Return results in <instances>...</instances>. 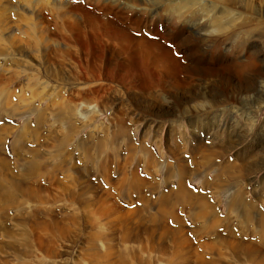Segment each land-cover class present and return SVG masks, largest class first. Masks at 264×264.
I'll return each instance as SVG.
<instances>
[{
	"label": "bare ground",
	"instance_id": "6f19581e",
	"mask_svg": "<svg viewBox=\"0 0 264 264\" xmlns=\"http://www.w3.org/2000/svg\"><path fill=\"white\" fill-rule=\"evenodd\" d=\"M57 14L66 22H61L62 26L74 34L75 41L72 42L59 34L56 38L54 33H50L44 30L45 27H42L41 36L37 37V44L43 47L40 50L41 57L44 63L53 65L49 74L54 78H60L62 69L60 63L76 57V55L73 56L74 48L77 54L84 52L92 59L89 60L90 65L88 63L84 65L87 73H85V78H79L76 73V75L72 74L70 78L75 81L71 84L73 87L78 89L79 87H86L88 92H78L76 89L75 94H78L82 100H75V102L72 97V99L68 98L64 102L62 101V105H56L55 119L61 123H66L59 137L42 131V128L46 126L45 115L51 108L45 112L38 106L34 107L37 110L30 108L23 110V108L20 111H17L15 106V108L10 107L12 109L8 112L9 114L23 117V122L18 127V136L14 137L15 140L13 138L11 149L22 152L24 155L12 153L11 158L6 155L5 139L15 131H13L14 126L9 123L0 125V232L1 236L10 239L7 250L0 252V264H12V262L15 264H227L222 261L231 259L235 263L237 258H248L256 264H264V212L258 209L255 211L256 216H254L253 213H250L249 206L243 204L245 194L249 191L247 187L240 185L234 192L236 193L235 197L229 195L230 199H226L227 201L223 203L225 214L222 215L216 209L215 203L208 200L206 195L188 188L186 179L191 172L180 157L176 160L175 166H169L167 163L162 164L163 162L157 160L151 150L142 145L143 148H139L142 156L139 155V158L145 159V172L149 178L140 175L136 167L137 164L127 175L122 160H120L117 167L115 166L118 178L113 180L110 175V168H112L115 160V154L108 152V150L115 149L116 142L115 137H112L111 140L108 139L110 126L101 124L97 127V125H93L86 137L74 139L73 136L91 124L95 114L104 110L106 104L105 101L103 102L104 98L101 99L103 105L100 108L97 106L90 108L89 106L92 102L105 96L108 91L128 90L131 92L138 87L145 89V86L149 85L147 84L148 81L153 77L157 84H164L165 92H167L165 94L184 102H181L180 105L183 108V113L205 107L206 112L211 114L212 110L216 108L213 107L216 104L211 103L210 99L217 97L216 88L209 89L207 87L205 91L198 89L189 95L188 91H182L180 88L177 70L180 69L181 63L167 50H163L161 54H155V52L153 54L150 47L154 45L148 39L135 38L124 28L110 23L106 18L94 16L90 12L81 13L84 17L81 19L76 16V12L70 6L59 9ZM70 17L73 19L72 21L67 20ZM83 23L86 24L87 32H95L97 36L95 40L84 42L81 38L80 29H84ZM103 35H106L108 40L101 38L104 37ZM101 42L104 44L107 42V45L118 44V49H112L115 57L121 51L126 50L125 53H131V61L117 62L114 59H109L108 62L110 63L107 62L102 71L95 68L93 71V67L104 58L103 49L101 50L100 47ZM136 42L141 43L144 49L138 51L135 48L138 45ZM72 43L74 44L72 45ZM51 47L56 54L55 61L52 59L51 61L48 57L47 49ZM246 53L244 52L243 55ZM138 55L141 64L138 61ZM106 60L107 58H104L103 61ZM190 62L191 64H185L184 68L191 74L201 72L207 76V80L211 79L218 86L232 84L233 88L230 89L232 92L250 93L249 84L258 83L259 86H264V66L259 69L257 66L256 78L252 79L251 77L249 81L239 74L233 77L231 73L226 71L227 68L229 69L227 64H223L219 68L197 67L192 60ZM237 63H241L239 66L244 64L241 59L237 60ZM155 65L161 67V69L159 68L161 77L158 76L159 73L153 71L152 66ZM245 66L251 65L246 64ZM115 68L125 70L119 72ZM221 69L225 70L226 73L222 72ZM159 91L161 88L156 92ZM227 91L229 92V90ZM254 91H256L255 88ZM251 94H253L249 97L251 103L257 107L264 103V87L259 92ZM160 97L163 100L162 95ZM138 98L145 100L148 97L139 96ZM228 100L234 101L236 99L229 96ZM80 102L81 104H79ZM235 102L239 101L236 100ZM144 103L148 104L147 108L156 106L155 109L149 110L151 113H156L155 116L158 118H162L161 113H168V110L161 103L157 104L153 100ZM145 111L147 112V110ZM33 112L37 115L34 116V126L32 125V127L30 115ZM236 112H239L237 115L244 114L247 118L253 116L252 112L247 109L237 108ZM1 114L6 113L1 111ZM175 115L168 118V129L173 130L174 127H180L182 128L180 130L183 131L184 126L178 122V119H175ZM121 119L116 123L115 131L120 135L129 136L127 126ZM253 124L252 119L246 121L248 127ZM193 129L191 128L192 131ZM95 130L99 135L97 134L94 140L95 136L93 137L92 132ZM25 133L32 134L33 144L27 145L21 140ZM185 141L184 136L183 143ZM69 144L78 151L77 154H72L73 151L67 149ZM194 147L196 148L192 151L191 162H198L202 167L204 176L200 178V183L206 190L210 189L212 193L224 195L229 187L224 180L226 174L235 179L241 175V173L236 174L237 165L226 162V165L217 166L215 177L209 180L205 176L208 171H211L212 166L217 164V161L213 159L210 150L204 149L201 142ZM126 148L133 156V151L135 152L133 143L129 142ZM195 152L201 154L199 160H195ZM169 153H171V149ZM125 157L126 155L122 156L121 159ZM254 162L255 168L258 170L264 164V159H258ZM14 166H17L16 170H14ZM159 171L163 172L162 184L166 186L164 191L157 190L159 181H157L156 173ZM95 172L96 178L100 175L101 180L109 184L112 190L108 186V188H104L99 182L94 183L89 179L90 175H95ZM171 178L175 181L174 187L169 183ZM40 179H45L47 185H43ZM261 187H264V183L261 184ZM143 188L150 192L156 190L155 199L144 198ZM116 196L124 197L127 202L126 206L119 202ZM252 197L254 198L252 205L257 207L264 195L254 193ZM136 201H140L143 207H127ZM67 205L70 206V209L65 211L64 207ZM178 205L181 206V215L185 212L194 222L197 220L200 222L201 225L193 226V231H195V237L200 242L201 249H197L189 238L190 236H187L186 229L188 228L183 216L179 215L180 213L176 210ZM9 208L12 210L11 214L8 212ZM151 208L154 210L149 213L148 209ZM144 211L149 213L146 217L142 216ZM231 212L237 214L245 226L254 220L256 223L255 236L251 238L247 235L246 238L244 237L245 239L237 238L234 230L228 225L229 219L231 220ZM8 217H10V225L14 228H8L10 226H7ZM76 217L87 220L86 232L77 233L75 228ZM145 218H147V226H144L140 221ZM168 218L177 226H170ZM165 238L169 239V245L164 242ZM135 244L143 246L147 255H142Z\"/></svg>",
	"mask_w": 264,
	"mask_h": 264
},
{
	"label": "rangeland",
	"instance_id": "374dc122",
	"mask_svg": "<svg viewBox=\"0 0 264 264\" xmlns=\"http://www.w3.org/2000/svg\"><path fill=\"white\" fill-rule=\"evenodd\" d=\"M70 6L73 7L78 18H84L81 13L87 12L94 14V16L98 15V17L106 18L110 23L124 28L133 37L146 38V40L148 39V41L152 42L154 46H151L150 50L151 52L153 51V54L154 52L155 54H161L163 50H167L179 59V63L181 64L177 72L182 91H188L189 95H191L192 92L194 93L198 89L205 91L209 87V89L216 88L218 93L217 97L210 99L211 103L216 104V106H213L216 108L209 114L206 112L205 107L183 113V108L180 107L182 101H178L172 96L165 94L167 92H165L166 88H164V84H157L153 77L148 81L147 84L149 85L145 86V89L138 87L131 92L128 90H120V92L115 90L108 91L105 96L92 102L89 106L90 108L92 106L100 108L103 105L101 99L104 98L103 102L105 101L106 104L104 106L106 108L104 107V110H100L95 114L91 124L74 134V139L86 137L93 125H97V127L101 124L108 125V127L110 126L108 139L111 140L112 137H115L116 142L115 149L108 150V152L110 151L115 154V160L113 161L112 168H110V175L113 177V180L118 178L116 167L120 160H122V165L127 175L131 173L130 171L133 169V166L137 164L136 167L140 175L149 178L145 172V159L139 158V155L142 156L139 148H143L144 146L146 149L151 150L154 157L160 160L161 163L163 162L162 164L167 163L169 166H175L178 157L184 160L186 167L191 172L190 176L186 179V184H192L194 189H198H191L192 191L200 192L206 195L208 200L213 201L216 209L222 215L225 214L223 203L227 201L226 199L236 196L234 192L240 185H244L249 190L245 194L243 204L249 206L250 213L256 216L255 211L258 209L264 212V198L257 207L252 205L254 193L264 195V187H261V184L264 183V164L257 170L254 162L258 159H264V103L257 107L254 103H251L252 101L249 98L250 95H253L251 93L255 94L257 91L259 92L264 86H259L258 83L249 84L248 90L250 93L232 92L230 90L233 88L232 84H223V87L218 86L211 79L207 80L205 74L201 72L191 74L190 71L184 68L185 64H191L190 60L197 67L219 68L222 67L221 65L227 64L229 69L227 68L228 70L226 69V71L231 73L233 77L239 74V76H244L246 80L251 79V77L255 79L257 66L258 69L264 66V0H75V2L74 0H0V125L9 123L14 126L13 131H15L5 139L4 148L6 155L10 158L12 157V153H19L18 155L20 156L24 155L22 152L11 149L12 141L15 140L14 137L18 136V127L23 122V117L8 113L12 108L16 107L17 111L23 108V110L29 108L37 110L34 107L38 106L42 111L45 110V112L51 108L45 115L46 126L42 128V131L59 137L66 123H61L55 119L54 112L56 105H62L66 99H72V97L74 101L82 100L78 94H75L78 88L71 85L75 81H72L70 76L76 73L79 78H85L86 69L84 65L86 63L89 64V60L92 59L84 54V52L75 53L74 48L73 56L76 55V57L69 58L60 63L62 65L61 77H55V79L49 74L53 65L44 63L40 51L43 47L37 44V37L41 36L40 34L43 31L42 27H45L44 30L54 33L55 37L59 34L72 42L75 41L74 34L68 28L62 26L61 22H66L57 14L59 9H65ZM67 20L72 21L73 19L70 17ZM245 21H248V24ZM82 25L84 29H80V34L84 42L95 40L97 37L95 32H87L86 24L83 23ZM103 36L101 38L108 40V37H105L106 35ZM136 43L134 45H137L135 48L138 51L144 49L141 43ZM100 47L101 50L103 49L104 58H107V60L103 61V58L100 63L98 62L93 67V71L95 69L102 71L109 59H114L117 62L131 61V53H125L126 50L121 51L115 57L112 49H118V44L107 45V42L106 44L101 42ZM47 51L49 59L54 60L56 54L53 48L51 47ZM244 52L247 53L243 55ZM240 59L244 63L243 66H239L241 63H237V60ZM138 61L141 64L139 55ZM23 64L24 66H22ZM246 64H250L251 66H245ZM155 66H152V69L154 68L153 71L159 73L160 75L158 76L161 77V67ZM115 69L119 72L125 70L120 68ZM221 71L226 73L225 70L221 69ZM159 88H161V91L156 92ZM254 88L256 91H254ZM86 90V87H79L78 92H88ZM161 95L163 100L160 97ZM139 96L148 97L147 99L153 100L157 104L161 103L168 110V113H161L162 118L156 117V113H151L149 110L155 109L156 106L147 108L148 104L144 102H150V100H142L138 98ZM229 96L239 102L228 100ZM230 108L231 110H229ZM237 108L250 110L253 116L247 118L244 114L237 115L239 114V112H236ZM1 111L6 114H1ZM36 115L35 112L30 115L32 117L31 126H34ZM173 115H175V119L179 120L178 122L183 124V131L180 130L182 129L180 127H174L173 130L168 129V118ZM120 118H122L121 121L127 126L129 136L120 135L115 131L116 123ZM250 119L254 121V124L248 127L246 126V121ZM191 128H194L193 131ZM95 131L92 132L93 137L95 136L94 140L97 134L99 135ZM184 136L186 138L185 143H183ZM21 140L27 145L34 143L31 133H25ZM129 142H132L135 147L133 156L132 154L130 155L126 148ZM199 142L202 143L204 149L210 150L209 152L212 153L213 159L217 161H215L217 164H214L211 171H208L205 176L209 180L215 177L217 166H222L221 164L226 165V162L236 164L238 167L236 174L241 173L236 179L226 174L224 180L229 185V192L227 190L224 195L212 193L210 189L206 190L200 183V178L204 176L202 167L198 162H195L196 164L198 163L197 165L191 162L192 151L195 150L196 147L194 146H197ZM72 147L73 145H67V149H71V152L73 151L72 154H77L78 151ZM170 149L171 153H169ZM44 153L46 152L44 151ZM125 155L126 157L121 159ZM131 156L132 159L130 160ZM195 156V160H199L201 154L199 155L198 152H195ZM123 160H125V163ZM16 169L17 166H14V170ZM156 174L157 181H159L157 190L164 191L166 186L162 184L163 172L159 171ZM89 179L94 183L99 182L104 188L110 187L112 190L109 184L101 180L100 175L96 178V172L95 175H90ZM40 181L43 185H47L45 179H40ZM169 183L172 184L171 186H175L173 178L170 179ZM143 193L144 198L153 200L157 192L156 190L155 192H150L146 188H143ZM116 197L119 202L124 203L126 206L127 202L124 197ZM134 206L143 207L140 201L129 204L127 207L132 208ZM177 207L176 210L180 213L181 206L178 205ZM64 208L65 211H68L67 209H70V206L67 205ZM153 210L152 208L148 209V212L151 213ZM11 211L9 208V214L12 213ZM148 212L144 211L142 216L146 217L149 214ZM181 216H183L188 228L186 229L187 236H190L189 238L197 249H201L200 242H198L199 240L195 237V231H193V226L201 225L200 222L198 220L194 222L185 212ZM230 218L231 220L229 219L228 225L234 230L237 238L240 239L242 237L245 239L247 235L251 238L255 236L256 223L254 220L248 226H245L234 212H231ZM9 219L10 217L7 218V226L10 225ZM140 221L144 226L148 225L147 218ZM168 221L170 226H177L171 219L168 218ZM9 227L11 228L12 225ZM86 227L87 220L76 217L75 228L77 233L86 232ZM10 230L14 231L13 229ZM164 242L169 245L168 238H165ZM9 243L10 239L1 236L0 232V252L6 251ZM136 246L142 255H147L143 246ZM222 262L227 264L234 263L231 259H226ZM12 264L15 263L12 262ZM234 264L256 263L248 258H237Z\"/></svg>",
	"mask_w": 264,
	"mask_h": 264
},
{
	"label": "snow or ice",
	"instance_id": "6c2138e0",
	"mask_svg": "<svg viewBox=\"0 0 264 264\" xmlns=\"http://www.w3.org/2000/svg\"><path fill=\"white\" fill-rule=\"evenodd\" d=\"M74 2H75V0H74ZM188 188L192 189V190H198V189H194V186L192 184H188Z\"/></svg>",
	"mask_w": 264,
	"mask_h": 264
}]
</instances>
